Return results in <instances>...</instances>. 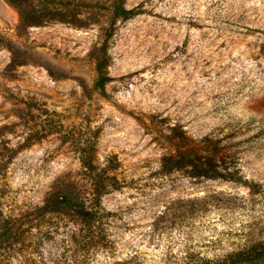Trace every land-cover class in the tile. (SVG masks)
Returning a JSON list of instances; mask_svg holds the SVG:
<instances>
[{
  "label": "rangeland",
  "instance_id": "1",
  "mask_svg": "<svg viewBox=\"0 0 264 264\" xmlns=\"http://www.w3.org/2000/svg\"><path fill=\"white\" fill-rule=\"evenodd\" d=\"M0 1L13 14L0 28V264H174L187 245L212 257L264 238V0H122L129 19L116 0ZM106 36L112 81L101 95L92 54ZM155 116L168 121L153 126ZM168 124L196 139L233 136L255 196L157 177L171 149L156 127ZM94 136L98 166L117 159L127 185L103 199L110 241L71 247L68 216L36 208L78 177V151ZM38 217L59 224L39 229L55 235L24 239Z\"/></svg>",
  "mask_w": 264,
  "mask_h": 264
},
{
  "label": "trees",
  "instance_id": "2",
  "mask_svg": "<svg viewBox=\"0 0 264 264\" xmlns=\"http://www.w3.org/2000/svg\"><path fill=\"white\" fill-rule=\"evenodd\" d=\"M116 15L124 19L131 18L134 11L126 10L122 5V0H116ZM40 26V22L33 23ZM109 37L106 36L102 46L95 49L93 58L95 60L98 79L96 82V90L101 95L106 94V87L112 81L109 75V56H107V45ZM101 49V56L98 51ZM104 52V53H103ZM156 119V120H154ZM166 119H159L155 116L152 120L154 124H164ZM156 127V133L170 147L171 152L162 155L159 167L155 171L157 177L172 180L178 174L188 177L190 180L202 183L203 181H220L231 182L242 185L249 189L250 196L254 197L253 189L256 184L249 183L243 176L240 169V158L236 151L231 148L233 136L230 134L216 135L209 134L201 139L191 137L185 128L181 125H164ZM97 140L91 138L86 145L82 147L78 154L81 155L80 171L75 179H60L57 190L48 193L42 205L37 207L39 211L45 214L67 215V222L72 225L73 230L66 235V242L71 247L89 246L101 243H108L109 229L113 224L115 214L107 211L103 204V199L110 194L121 191L126 187L127 183L118 176L120 162L110 157L106 166L101 169L97 164ZM259 187V186H258ZM215 197V196H214ZM197 199L198 210H203L208 204L209 199ZM193 200H187L192 202ZM253 201V200H252ZM180 202H186L183 200ZM195 209L185 211V214L191 216ZM180 212V209H176ZM38 218H27L25 225L29 226L30 231L24 230L21 235L24 239L45 241L55 235L53 231L49 233L39 232L44 226H58V223L42 220ZM53 218V217H52ZM35 225V227H33ZM38 231L40 239H37L33 233ZM12 236L15 228H11ZM30 232V233H27ZM233 235V233H231ZM238 234V233H236ZM28 235V236H27ZM69 245V246H70ZM214 247L220 248L223 244L221 239L214 242ZM68 246V247H69ZM174 264H264V238L251 241L248 237L244 243H240L237 247L226 255L212 256L203 255L195 251L193 247L187 245V251L184 256L175 257Z\"/></svg>",
  "mask_w": 264,
  "mask_h": 264
},
{
  "label": "bare ground",
  "instance_id": "3",
  "mask_svg": "<svg viewBox=\"0 0 264 264\" xmlns=\"http://www.w3.org/2000/svg\"><path fill=\"white\" fill-rule=\"evenodd\" d=\"M3 17L10 20L13 18V14L7 7V5L4 2L0 1V28H6L7 26L6 20Z\"/></svg>",
  "mask_w": 264,
  "mask_h": 264
}]
</instances>
